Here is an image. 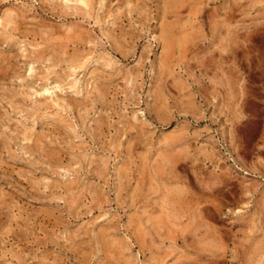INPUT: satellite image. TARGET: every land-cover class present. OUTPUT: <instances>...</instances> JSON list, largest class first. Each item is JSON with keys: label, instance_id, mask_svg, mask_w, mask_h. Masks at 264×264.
<instances>
[{"label": "rangeland", "instance_id": "rangeland-1", "mask_svg": "<svg viewBox=\"0 0 264 264\" xmlns=\"http://www.w3.org/2000/svg\"><path fill=\"white\" fill-rule=\"evenodd\" d=\"M175 1L0 0V264H264V0Z\"/></svg>", "mask_w": 264, "mask_h": 264}, {"label": "bare ground", "instance_id": "bare-ground-1", "mask_svg": "<svg viewBox=\"0 0 264 264\" xmlns=\"http://www.w3.org/2000/svg\"><path fill=\"white\" fill-rule=\"evenodd\" d=\"M85 2L87 1V0H84ZM94 1V0H93ZM98 1V0H97ZM170 1V0H169ZM185 1V0H184ZM76 2H77V0H76ZM81 2V1H80ZM82 2H83V0H82ZM89 2V1H88ZM176 1L174 0V2L173 3H175ZM183 2V1H182ZM84 3V2H83ZM100 3V2H99ZM110 3V2H109ZM178 4H179V2H177ZM81 4V3H80ZM168 4H171V3H168ZM175 6H177V5H175ZM167 7V6H166ZM95 11V10H94ZM167 12V11H166ZM132 14V13H131ZM167 17V16H166ZM123 18V17H122ZM118 19V18H117ZM167 19V18H166ZM115 22V21H114ZM79 33V32H78ZM173 33V32H172ZM77 35V34H76ZM82 36V35H81ZM163 36H164V34H163ZM170 37V36H169ZM171 38V37H170ZM77 40V39H76ZM81 40V39H80ZM85 40V39H84ZM163 40H164V38H163ZM71 41V40H70ZM78 41V40H77ZM178 41V40H177ZM82 42V41H81ZM168 43V42H167ZM170 43H172V42H170ZM175 43V42H174ZM73 44H75V43H73ZM177 44V43H176ZM179 47H181V44H179V42H178V44H177ZM170 46V45H169ZM172 47H174V46H172ZM177 47V46H176ZM170 49V48H169ZM172 49V48H171ZM165 50H166V48H165ZM166 58V57H165ZM165 58H164V60H165ZM164 60H163V62H164ZM167 61V60H166ZM164 66V65H163ZM78 68V67H77ZM81 68V67H80ZM75 74V73H74ZM75 78H77V76L75 77ZM80 82V81H79ZM77 87V86H76ZM71 88V87H70ZM161 95H159V97H160ZM29 133V132H28ZM148 166L149 165H147L146 167H147V170H148ZM70 187V186H69ZM67 190V189H66ZM68 190H69V188H68ZM71 190L72 189H70V191L69 192H71ZM171 190V189H170ZM181 192V191H180ZM177 193H179V192H176V194ZM176 194H175V196H176ZM181 196H182V194H181ZM179 197V196H178ZM174 199V198H173ZM176 199V198H175ZM182 200H183V198H182ZM177 201V200H176ZM181 203V202H180ZM182 203H183V201H182ZM108 228V227H107ZM107 228H105V230L107 229ZM109 230H107V231H110V228H108ZM104 230V231H105ZM102 234V232L100 233V235ZM102 236V235H101ZM102 238V237H101ZM104 239V238H103ZM105 240V239H104ZM101 244V243H100ZM107 244H109V243H107ZM106 244V245H107ZM102 245V244H101ZM110 246V245H109ZM109 246H108V249H109ZM106 247V246H105ZM116 247V246H115ZM110 248H111V246H110ZM113 248V247H112ZM111 248V249H112ZM116 249H118V248H116ZM108 251V250H107ZM109 251H111L110 249H109ZM210 251V250H209ZM118 252V251H117ZM212 252V251H211ZM211 252H209V253H211ZM107 253H109V252H107ZM111 253V252H110ZM112 253H113V250H112ZM111 253V254H112ZM110 254V255H111ZM118 254H119V252H118ZM121 254V253H120ZM122 256V255H121ZM211 256H212V259H213V253L211 254ZM111 257V256H110ZM112 257H114L113 256V254H112ZM215 257V256H214ZM106 258H107V256H106ZM116 258V257H115ZM110 259V258H109ZM110 260H112V259H110ZM118 260V259H117ZM264 261V260H263ZM113 262V261H112ZM111 262V263H112ZM212 262V261H211ZM109 263V262H108ZM114 263V262H113ZM119 263V262H118ZM214 263V262H213ZM117 264V263H116Z\"/></svg>", "mask_w": 264, "mask_h": 264}]
</instances>
